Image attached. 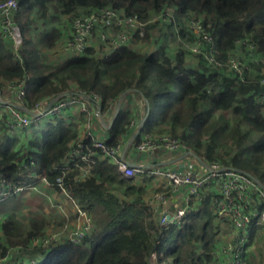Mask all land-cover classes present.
Segmentation results:
<instances>
[{
    "label": "trees",
    "instance_id": "16d2710c",
    "mask_svg": "<svg viewBox=\"0 0 264 264\" xmlns=\"http://www.w3.org/2000/svg\"><path fill=\"white\" fill-rule=\"evenodd\" d=\"M17 3L13 18L23 42L15 56L0 35V88L3 81L24 78L23 107L30 109L47 96L79 89L85 95L98 96L101 112L107 111L111 117L109 111L119 96L133 93L145 99L146 118L132 145L145 138L169 134L206 161L245 171L264 185V0H17ZM101 7H111L144 22L153 13L166 11L173 15L174 21L148 22L143 37L135 35L108 54L101 51L97 38L100 31H106L105 23H100L93 28L83 53L49 60L52 48L68 35V21ZM198 18L212 36L218 65L205 58L207 48L194 53L182 45V39L193 38L186 22ZM161 25L164 36L178 42L172 54L167 53L164 41L144 53L131 47L132 42L148 40L150 31H160ZM248 46H253V55ZM234 55L242 65L241 73L229 65ZM9 117L8 105L0 104V191L8 192L11 199L17 195L13 192L16 187L31 183L36 189L28 192L42 198L51 189L61 191L56 177L61 175L70 149L81 141L92 151L90 174L75 179L77 164H82L78 157L68 164L62 185L70 198L89 212L92 225L79 242L65 240L46 249L30 248L33 238L46 233L47 222L37 216L22 226L14 206L4 212L0 221V261L10 249L16 250L15 257L20 259H37L36 264H149L154 251L155 264L215 263L214 253L221 244L220 226L231 225L227 218L216 221L209 196L192 205L180 225L162 230L143 198L152 178L122 176L92 146L91 136L79 134L82 122L58 116L41 127L34 125L39 120L36 117L29 125L13 128L8 124ZM134 119L131 111L121 104L112 124L103 130L105 142L114 145L127 140ZM31 171L45 176L49 184L38 183V177L28 174ZM256 221L254 218L249 227L250 237L259 231L258 227L255 229ZM28 247L30 251L25 253ZM261 248L257 245L256 253L261 254ZM243 258V264H264V259L254 253L249 256L246 252Z\"/></svg>",
    "mask_w": 264,
    "mask_h": 264
},
{
    "label": "built area",
    "instance_id": "2783aa9c",
    "mask_svg": "<svg viewBox=\"0 0 264 264\" xmlns=\"http://www.w3.org/2000/svg\"><path fill=\"white\" fill-rule=\"evenodd\" d=\"M17 7V0H0V35L8 42V47L15 56L17 48L23 42V35L13 18ZM163 12L153 13L151 18L144 22L118 13L111 7H101L89 14L77 16L68 21V35L63 36L61 45L70 55L81 54L89 45L93 28L100 23H105L106 31H100L97 38L101 43V51L108 54L118 45L131 41L135 35L143 37L145 25L148 22L162 20L173 23V15L166 11ZM186 24L189 26L193 38L188 41L182 39L183 47L194 53L207 48L204 54L205 58L218 65L214 55L212 36L205 30L201 19H191ZM248 48L253 55V46H248ZM229 65L233 70L241 73L242 65L239 63L237 55L229 59ZM7 87L14 103L8 105L10 116L8 124L10 127L29 125L34 118L42 115L54 119V117L61 116L64 110L75 108L77 113L83 114L86 119L82 126L83 135L92 137V146L99 149L100 155L107 157L122 176L130 179L138 175H146L156 179L158 186L144 199L145 204L150 207L154 214L156 224L160 229L165 230L169 226L180 225L183 218L190 212L191 206L200 203L203 197L209 196L216 221L221 222L223 218H227L233 230L228 236V240L221 243L217 252L214 253L216 259L214 264H243L242 259L247 252L249 239L248 231L254 218H257L256 225L262 226L264 230V188L245 171L223 166L218 162H209L202 157L197 160L193 151L186 144L169 134L145 138L135 145H132V136L114 145L106 143L105 137H93L88 119L95 113L96 107L101 111L100 98L94 94L85 95L82 91H78L76 94L61 93L51 98L45 97L28 109L22 104V99L25 96V79L8 82ZM0 104H3L1 100ZM129 147H132L137 153L133 160L128 158ZM83 148L86 146L79 141L70 149L62 173L56 177L55 183L63 191L65 190L62 185V178L71 161L78 157L82 161V164H77L78 173L75 179H83L90 174L94 162L91 158L92 151L89 147L86 148V151ZM159 149L162 151L161 153ZM166 152L180 156L182 166L161 168L155 163H144L137 158L143 153L153 154L155 158H159ZM183 158H187L188 162L196 161V163H187V160ZM130 161L135 163L131 164ZM38 183L49 184L45 176H39ZM17 189L19 192L27 189L32 190L36 189V185L34 183L20 185L16 191H18ZM76 207L80 211L81 207L78 204ZM89 216L83 219L72 233L63 235L60 230L50 236L44 233L33 238L28 246L30 248L42 246L46 249L60 241L79 242L91 230L92 218L90 214ZM155 259L156 252L154 251L149 257V264H155ZM4 263L0 262V264ZM36 263L37 259H20L18 256L5 264Z\"/></svg>",
    "mask_w": 264,
    "mask_h": 264
},
{
    "label": "rangeland",
    "instance_id": "374dc122",
    "mask_svg": "<svg viewBox=\"0 0 264 264\" xmlns=\"http://www.w3.org/2000/svg\"><path fill=\"white\" fill-rule=\"evenodd\" d=\"M157 31V29H156ZM158 33V31H157ZM164 36V35H162ZM161 36V37H162ZM163 39V37H162ZM154 41H156V38L154 39ZM149 42L144 41L143 46L146 47H150V44L148 45ZM174 42H170V44H168L167 46V52L171 53L174 49ZM174 46V47H173ZM55 49V48H54ZM59 50H61V48H57L55 49L54 53L56 54V58L59 55ZM144 53V52H142ZM51 58V57H50ZM71 87H73V85L71 84ZM3 89V88H2ZM2 89L0 91H2ZM4 90H8L5 88ZM72 90V88L70 89ZM79 90V89H78ZM78 90L74 91V92H66L65 94H76L78 92ZM58 94H53L50 96H47L49 98L54 97ZM1 97V96H0ZM100 106V105H99ZM219 112V111H217ZM216 112V113H217ZM80 116H83V114L78 113ZM224 114V113H223ZM225 115H227V112H225ZM41 120H37L36 122H34V125H41L44 124L46 122H49L52 119V117L50 116H46V115H42L40 116ZM108 119H109V114H108ZM83 124V122H85V120L81 121ZM108 122V120H107ZM41 127H43V125H41ZM222 143L224 145H226L225 141L222 140ZM222 144V145H223ZM224 148V147H223ZM167 155H172L171 153H163L159 158H155L154 155H149L147 158V161L150 163H155L157 164L159 167L161 168H166L165 165L161 164L162 162L166 161V159L169 157ZM184 160L187 158H183ZM187 163H191V164H195L196 161H192V162H188ZM30 176L33 177H39L37 176L33 171L28 173ZM19 187V186H18ZM17 188V187H16ZM16 188L14 189L13 192H16L17 195H15L14 198H10L9 197V193L6 191L1 190L0 191V201L4 202L2 204H0V219H2L4 212L5 211H9L12 209V207H16L17 209V213L19 215V219L21 221V225L23 226L24 224H26L28 222V224H30L31 221H33L37 216L40 217H44L47 224L44 226V230L46 232V235L50 236L52 235L54 232L60 230L61 234H69L74 232L78 226L80 225V223L82 222L83 219L87 218L89 216V212L83 211L84 209H79L80 211H78V208L76 207V201L70 198V195L68 193H66L65 191H56L54 193H52V195H48L46 193L43 194V196L45 197V200L42 198L41 195L37 194V193H30L28 192L29 189L27 190H22L19 192L16 191ZM67 194H65V193ZM145 194V193H144ZM146 194H148V191L146 192ZM146 194L143 196V198L146 197ZM30 198V199H28ZM53 209H51V208ZM85 213V214H83ZM90 217V216H89ZM61 219V221H60ZM258 225H255V229ZM229 228V227H228ZM259 230L261 229V227H259ZM256 233V232H255ZM254 233V236H255ZM260 233V231L258 232ZM43 235V234H41ZM253 236V237H254ZM248 244L251 242V238L252 236H248ZM254 244L262 246L261 248V254L256 253V250L254 252L255 255H257L258 257H261L262 259H264V239H261V234L259 236H255L254 237ZM256 249V248H255ZM9 253V251L6 253V255ZM16 257H14L13 259H15Z\"/></svg>",
    "mask_w": 264,
    "mask_h": 264
},
{
    "label": "crops",
    "instance_id": "0c3cea01",
    "mask_svg": "<svg viewBox=\"0 0 264 264\" xmlns=\"http://www.w3.org/2000/svg\"><path fill=\"white\" fill-rule=\"evenodd\" d=\"M161 28L160 31H157L156 30H153V31H150V34H149V39L148 40H144V41H147L149 42L148 45L150 44V47H146L143 46V43L144 41L143 40H138L137 42L131 44V47L136 50V51H139V52H149L151 51V49L154 47V46H157V44L161 43L162 41L165 42V45H166V51H167V46L168 44H170V42H174L176 44H174V46L176 47L177 46V43L178 42H175L173 38L169 37V35H166V36H162L164 34H166L164 31L165 29H163V26L161 25ZM160 33V37L158 36ZM163 37V40H162V37ZM156 38V41H154V39ZM173 46V47H174ZM61 48V50H59V55L58 57L56 58V54L54 53L55 49L57 48ZM174 47V49H175ZM55 48V49H54ZM54 48H52V50L50 51L51 53L49 54V60L53 61V60H56V59H60V58H63L65 56H68L69 54L67 53V51H65L61 45V43L57 44ZM173 49V51H174ZM173 51L171 53L167 52L168 54H172ZM97 54H100V52H96ZM51 57V58H50ZM190 58V57H188ZM194 64V63H193ZM8 81H3L2 82V86L0 88V90L2 89V91H0V100L3 102V104H6V105H10V104H14L13 103V100L10 98V95H9V92L7 90H4L5 88L7 89V83ZM133 90V89H132ZM145 99H143V97H139V96H136L134 95L133 93L128 95V96H125V94L123 93V95L119 96L118 100L115 102V104L112 106L111 110L109 111L110 114H111V117H109L108 119V112L107 111H104V112H101L98 110V108L96 107V110H95V113H93V115L91 117H89V122H90V131L92 133L93 136L95 137H104V133H103V130H105L107 127H108V124H109V121L110 119L112 118L113 114L115 113V110L116 108L121 106L126 108V109H129L131 111V114L134 115L135 119H134V123H133V126L134 128H132V133L131 135H129L130 137L133 135V133L136 131L140 121L143 119L144 117V104H145ZM78 111L73 108V109H70V110H64L62 112V115L61 117H64L65 119L69 120H79L80 122L82 120H86L85 119V116H80L78 113ZM41 117L39 116V119ZM41 120V119H40ZM108 120V122H107ZM84 124V122H83ZM83 124H79L78 126V129H79V134L82 136L83 135ZM96 134V135H95ZM128 153H129V160H133V157L135 155H137V153L134 151V149H132V147H129V150H128ZM149 155H153V154H148V153H143V154H140L137 158H139V161L141 162H144V163H150L147 161V158ZM169 156L166 161L162 162L161 164L165 165V167H168V168H174V167H180L182 166V162H181V157L180 156H177V155H167ZM131 164L135 163L134 161H130ZM158 186V182L156 179H152L151 181H149L147 183V191H148V194L152 191V190H155L156 187ZM56 192L55 190L52 191V189L50 190L49 193H46L48 195H52V193ZM57 193V192H56ZM44 194V193H43ZM148 194H146V197L148 196ZM43 199H44V196H43ZM51 208V207H50ZM53 209V208H51ZM232 229H231V226H229V228L225 225H221L220 226V230H219V242L221 243H225L227 240H228V236L230 235V233H232ZM260 231V233H258ZM257 233H255V236H258L259 234H262L264 236V230H263V227L261 226V229L259 230ZM249 236V235H248ZM254 234L252 235V238H251V242L247 245V254H249V256L253 255V253L255 252V244H254ZM28 251H30L29 247L26 249L25 253ZM16 250H10L9 253L7 255H5V259L3 258L0 262H6V261H9V259H11V257H15L16 255ZM26 255V254H25ZM34 254L31 256L33 257Z\"/></svg>",
    "mask_w": 264,
    "mask_h": 264
},
{
    "label": "water",
    "instance_id": "95a60500",
    "mask_svg": "<svg viewBox=\"0 0 264 264\" xmlns=\"http://www.w3.org/2000/svg\"><path fill=\"white\" fill-rule=\"evenodd\" d=\"M122 95H123V94L120 95V98H121ZM117 112H118V107L116 108L115 113L113 114L112 118L110 119L108 126H110V125L112 124V122H113L115 116L117 115ZM145 118H146V114L144 115L143 119L140 121V123H139V125H138L136 131L133 133V135H132V137H131L132 139H133V138L139 133V131H140L142 125H143V121H144ZM159 152L161 153L162 151L159 149ZM194 156L196 157L197 160H200V157H199L198 155H196L195 153H194ZM245 173H246L247 175H249L250 177H252L256 182L259 183V185H260L261 187L264 188V185H263V184H262V183H261L256 177H254L253 175H251V174H249V173H247V172H245Z\"/></svg>",
    "mask_w": 264,
    "mask_h": 264
}]
</instances>
